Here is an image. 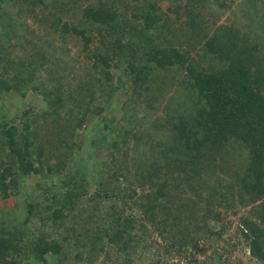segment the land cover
<instances>
[{"label": "trees", "instance_id": "16d2710c", "mask_svg": "<svg viewBox=\"0 0 264 264\" xmlns=\"http://www.w3.org/2000/svg\"><path fill=\"white\" fill-rule=\"evenodd\" d=\"M76 1L54 0L53 5H56H52L53 11L47 9L49 12L41 21L44 25L58 29L61 34L71 32L81 44V49L77 52L80 61L91 62L90 66L82 65L86 73L78 74L74 77V83H69L64 88L67 95L72 93L81 100L76 105L78 110L74 113L68 112L69 114L61 121L35 113L30 118L31 110L34 109L31 105L22 106L14 117H2L3 113H1L0 199L16 198L19 201V209L18 214L13 215L8 212L9 219H2L0 254L11 249L10 252L16 250L15 254L22 256L25 253L23 250L28 248L30 261L40 260L41 264H49L47 255L58 260L61 257L65 259V243L72 233L70 230L74 228L72 215L76 213L78 205L84 201L92 204L96 210L94 215L98 216L97 220L103 222L100 229L106 240L100 243V247L95 246L96 244L89 246L81 244L85 248V254H75L76 259L80 260L78 264H91L102 251L107 258H112L109 250L116 242L120 244L116 249L126 252L130 244L134 247L138 242L137 239L152 232H156L160 240L155 252L157 256L150 259L149 264H161L162 256L177 258L179 261L177 264H181L182 258L192 264H215L213 251L204 255L202 260L197 257L199 254H205L206 248L201 245L198 235L186 234L187 229L183 223H189L192 216H185L181 212L183 207H187V203L183 201L186 198L182 195L186 193L193 195L191 200L193 205H188V208L193 209L192 212L197 218L194 223L195 229L201 226L200 220L206 228L220 229L219 216L212 214L208 217V213L222 200L225 201L227 198L225 193L235 186L233 191L243 194L241 196L243 205L250 206L247 215L239 218L237 235L245 242L248 256L259 264H264V26L260 27L261 36H258V32L252 35L247 32V38H254L257 34L263 42L257 40L256 44L250 43L244 48L239 45L238 32L235 29L221 27L222 39L214 34L209 36L207 32H202L207 28L201 26L204 20L200 7L205 9L206 6L219 7L224 4L221 0H142L141 7L136 8L146 9L144 13H140L144 27H151L159 19V16L150 12L152 9H147L149 4L151 8L163 5L166 9H174L172 11L181 21L182 27L178 31L169 25L166 29L167 33L159 32L158 44L138 54L137 60L134 54L129 52L131 49L135 53L134 36L129 38L130 41H123L125 38L123 32L129 28L127 26L129 21L125 17L120 18L121 13L115 9L119 4L106 0L104 5V2L97 0V5L85 6L79 13L74 9ZM244 1H247L249 9L259 10L262 7L261 14L264 17V0ZM12 2L23 1L0 0V43L3 46L7 44L20 46L17 36L13 33L15 29L14 24L11 23L13 18L6 15L3 6L4 3ZM19 6L20 14L27 10L25 5L19 4ZM196 7H199L198 10H195ZM134 13L132 15L137 16ZM62 17L68 19L61 20ZM94 29L98 36L109 38L108 48L103 53L88 47L90 35H96ZM98 29H101V32ZM136 37L140 38V35ZM197 37L203 41L197 58L186 51L182 53L176 42L171 41L182 38L185 42L191 40L188 44L192 45L193 41L198 42ZM225 37L227 43L224 42ZM44 42L47 43V40ZM2 45H0V91L11 90L17 96H23L25 80L26 78L31 80L35 72L34 61L37 62L38 68L54 75L59 81L57 72L66 69L65 66H61L62 62L66 63L63 56L55 57V53L46 54L42 49L31 52V61L20 62L24 66L22 73L25 75L16 73L9 79H4L3 71L10 69L13 63L7 53H2ZM33 46L40 48V45L33 44ZM220 60L222 65L218 63V67H215V62ZM110 61L126 62L131 95V100L129 98L126 103L132 101L152 109L158 107V96L168 90L163 87L161 90L158 89L157 93L158 76L173 73L166 85L174 87L175 93L171 94L168 100V105L172 103L170 108L174 111L169 108L162 118L161 125L167 131L168 137L160 142L153 138L149 143V151L155 152L159 161L156 159L151 161L148 166L149 171L145 168L140 173L137 171L139 181H142L141 193L126 189L127 192L121 194L123 186L119 189L110 188L112 177L114 184L117 180L118 186L120 174L119 169L114 168L112 163H110L111 168L104 165V169L90 170L92 162L95 161L92 153L95 147L107 146L117 149L118 144L128 139L126 132L122 131L110 145H107L105 137L94 140L87 139L89 136L84 134L86 131L87 134L93 132L94 128L100 125L110 131L115 130L110 124V118L105 115L114 92L119 88V82L112 81L113 75L117 76V71L108 70ZM41 83L38 82L35 88H39ZM58 84L61 85V82ZM58 93L51 94H55V103L60 104L61 95ZM88 96L89 102L91 98L97 96L100 98V103L86 105L83 102ZM152 102H155L154 106ZM122 107L126 118V106ZM87 114L94 117L91 130L81 129ZM38 119L45 128V136L40 134L43 133L42 131L36 129ZM123 127L121 126L122 130ZM116 128L117 132H121L120 128ZM79 130L83 131V134L80 133L82 146L76 148L73 141ZM138 132L135 130L132 135L139 134ZM228 139H233L243 146L248 155L245 171L236 182H233L236 183L234 186L229 182L224 183L223 179L220 180L214 168L216 158L225 155L227 152H221L226 148L229 149L228 145L221 146ZM71 148L75 153L82 152L79 155L83 158L85 156V160L88 159L87 164L76 155L77 169L76 166L72 168L73 163L69 164L71 168L67 167L69 158L73 157ZM203 161L209 164L211 172L208 173L212 175L210 180L215 191L222 194L219 199L217 197L211 199L213 193L206 190L204 180L201 178L204 173L201 174L195 167ZM144 163L145 160L142 159V163L137 164V168H142L141 165ZM93 172L96 173L92 181L94 189L89 192L87 176ZM33 175L40 176L42 181L31 186L27 178ZM52 178L56 179L54 184L50 182ZM39 187H42L41 191H38ZM126 187L127 185L124 189ZM233 191L229 194L232 195ZM245 195L247 200L243 198ZM178 198L182 201L176 203ZM258 200L260 202L256 203ZM101 201L107 202L101 210L103 212L99 213ZM200 202L205 203L203 208L199 205ZM132 203L136 209L132 207ZM127 207L130 211L125 213ZM175 209L177 212L171 215L170 210ZM64 217L71 219L70 226L66 228V233H62L64 229L61 231L59 239H46L41 231L29 230L32 223L38 222L43 227L51 223L54 226ZM237 235L234 236L235 242H231L233 248L237 246ZM218 254L221 257V253ZM9 263L15 264L14 259L6 262ZM57 264L62 263L58 261ZM163 264L170 263H166L164 259ZM216 264L222 263L218 261Z\"/></svg>", "mask_w": 264, "mask_h": 264}, {"label": "rangeland", "instance_id": "374dc122", "mask_svg": "<svg viewBox=\"0 0 264 264\" xmlns=\"http://www.w3.org/2000/svg\"><path fill=\"white\" fill-rule=\"evenodd\" d=\"M16 1L18 2L19 0ZM22 1L23 2L18 3L21 6L25 5L27 9L25 12L23 11L24 13L22 14L18 12L20 10V6L18 3L12 2L3 4L6 15H9L13 18L11 21V23L15 26L13 33H15V35L17 36V41H19L20 46L16 44H7L6 46H3L0 43V45H2L3 47L2 53H7L9 58L12 59L11 61L13 63L10 69L8 68L6 71H3L2 77L4 79H9L16 73L19 75H25V73H22L24 66H22L20 62L31 61V52L37 50L40 51L42 49V51H44L46 54L53 52L55 53V57L63 56L66 63L62 62L61 66H65L66 69L57 72L60 77L59 81L58 78H54V75H50L45 70L38 68L37 62L34 61L33 67H35V72L34 74H32L31 80L26 78L25 86L23 85V96H17L11 90L0 91V117L1 113H3L2 117L7 118L17 116L16 114L22 108V106L31 105V107H33L34 109L31 110L30 118L35 113L36 115L42 114L47 118L58 119L59 121L64 120V117H66L70 113V111L74 113L75 110H78L76 108V105L79 101L81 102V100L76 98V96H74L72 93L71 95H67L64 91V88L69 83H74V77L78 76V74L83 75L84 73H86L82 65L90 66L91 62L86 61L87 63H85L84 61H80V57L77 56V52L79 49H81V44L79 39L76 38L71 32H65L64 34H61L58 29L55 30L53 27L51 28L48 25H44L42 23L43 21L41 20H43V18H46L47 13L49 11H53L52 7L56 5H53L54 0H41V3L37 2L40 0ZM99 1L104 2V5H106V0ZM112 1L117 3V5L119 4L115 9L116 11H118V13H121L120 18L125 17L127 18V21H129V23H127V26L130 29L128 28L127 31L123 32L125 34V38L123 41L127 42V40H129L132 35L134 36L133 39L136 40H134L135 42H133V44H135L133 51H135V53L132 52L131 49L129 52L133 53L134 57L137 60L139 59V57L137 56L138 54H142V51H145L150 47L152 48L155 44H158L159 37L157 38V34L159 32L167 33L168 30L166 29H168L169 25H172L173 29H176L178 31L181 30V21H179V18L176 17L174 11H172L174 9H166V7L163 5H158L159 7L154 6L153 8H151V4H149L147 9H152V11L150 12H153L154 15L156 14L157 16H159V19H157V21H155L151 27L146 28L144 27L140 18V13H144L146 9L136 8L141 7L140 5L142 3V0ZM221 1L224 4L220 5L219 7L206 6V9L204 7H200V11L202 10L204 20L201 26L207 28L202 30V32H207L209 36L214 34L218 38L222 39L223 33L220 30L221 27H226L227 29L230 28L237 30L239 45L244 46V48H247V44H256L257 40L262 43V38L258 37L262 34L259 33L260 27L264 26V19H262L264 17L262 16L263 14H261L263 13L261 11L262 7L259 10H252V8H247V1L244 0ZM89 5H97V0H77L74 9L76 12L81 13V9ZM198 8L199 7H196L195 10H198ZM47 9H49L48 12ZM133 12H135L134 14H136L137 16H133ZM49 16L50 15L48 14V18ZM65 18L68 19L67 17H62L61 20ZM80 25H82L81 21ZM98 30H100L101 32V29ZM93 32L96 35H90V42L88 43V47L89 49H96V51H98L99 53H103L108 48L109 38L98 36L96 29H94ZM247 32L251 35L254 32H258V36L256 34V37H250L249 39L247 38ZM137 35H140V38L136 37ZM224 39H226V41L224 42L227 43V38L225 37ZM44 40H47V43H45ZM171 41L176 42L174 43L177 45V47L180 48L182 53L186 51L189 54L191 53L195 55L196 58L197 54H199V52L201 51L203 44V41L199 40V38L198 42L195 43L193 41L192 45L188 44L191 40L185 42L182 38L173 39ZM33 44L40 45V48L37 49L33 46ZM122 61H120L121 63H118V61H110V66L108 68L110 72L116 70L117 76L119 75L118 77L113 75L114 78L112 81L119 82V88H116L117 90L116 92H114L111 98V104L106 108L105 112V115L110 118V124L115 127V130L110 131L108 128L102 127V125H100L99 127L94 128L93 132L87 134L86 131L84 132V134L89 136L87 137V139L93 138L94 140H100L101 138L105 137V143L107 145H110L111 141H113L115 137L119 136L122 131L126 132L128 139H125L120 144H118L117 149L110 147L107 148V146L95 147V150L92 152L94 154L95 161L92 162V169L90 170L94 171L104 169V165H108V167L111 168L110 163H112L114 165V168L119 169L120 174L118 176V186L117 180L114 184V177H112L113 180L111 181L110 188L119 189L123 186L121 194L126 193V189H130V192L135 191L136 193H141L140 187L142 185V181H139L138 173L144 170L143 168H145L146 171H149L148 166L151 161H155V159L156 161H159V159H157L158 157L156 156V153H152L151 151H149V143L153 138H155L157 142H160L163 139L166 140V137H168L167 131L163 127H161V125L163 123L162 118L165 117L166 112L170 107H172V103H169L168 105V100L171 97V94L175 93L173 92L174 87L171 85H169L168 87L166 84L173 73H170L169 75L158 76L156 80L157 93L159 92L158 89L161 90L163 87L168 88L167 91L163 92L164 94H160V96H158V107L154 109H152L151 107H143L139 104H135L132 101L131 103H126V101L131 97V95L129 94L130 77L127 72L128 70L126 62ZM215 63V67H218V63L222 65L221 60L219 62L216 61ZM116 64L118 66H115ZM171 80L173 79L171 78ZM38 82L42 83L39 84V88L36 89L35 86ZM58 82H61V85H59ZM76 90L78 91V89ZM53 92H59L58 95H61L59 102L60 104L55 103V94H51ZM94 97L95 98H91L89 102L90 98L88 96L83 103H85L86 105L87 103H89L88 105H92L95 103L99 104L100 98L97 96ZM152 104L154 106L155 102H152ZM122 106H126V118H124ZM129 107L132 108L128 109ZM33 110L35 111L33 112ZM170 110L174 111L173 108H170ZM93 121V115H85V119L82 123L81 129L91 130L93 128L91 127ZM121 126H124L123 130L121 129ZM116 127H118V129L120 128L119 131L121 132H117L118 130ZM36 129L38 131H42L43 133H39L45 136V128L42 127V125L39 123V119L36 122ZM135 130L139 131V134L136 133L133 136L132 134L133 132H135ZM81 131L82 130H79L77 132V136H75V139L73 141L76 148L82 146V136L80 133L83 134V131ZM227 145L229 149L226 148L221 152L227 153L225 155H222L223 157L219 155L218 158H216V164L214 168L215 173L218 175V178L220 180L223 179L222 181L224 183L229 182V184H233L234 186L236 185V183L233 182H236L245 171L248 161V155L244 147L236 143L233 139L226 140L221 146L227 147ZM71 150L73 151V157L69 158L70 160L67 162V167H70L69 164L73 163L72 168H75L76 166L77 169L76 155L83 161L84 164H87L88 159L85 160V156L83 158L79 155V153L81 154L82 152L75 153L72 148ZM142 159L145 160V165L142 164V168H137V164L142 163ZM195 167H197V170L201 174L204 173L201 178L204 180V187L206 188V190L213 193L211 199L214 200L216 197L217 199H219V196L222 197V194H219L221 192L217 193L215 191L213 183L210 180V178L212 179V175H209L208 173L211 172V169H209V164L203 161L202 164L199 163L197 164V166L195 165ZM95 174L96 173L93 172L88 174L87 176V189L89 192L94 189L92 181ZM27 180L31 183V186H34L42 181L40 179V176L38 175L28 177ZM55 181V178H52V180H50L52 184H54ZM126 185L127 187L124 189ZM218 187L219 186H217V188ZM41 188L42 187H39L38 191H41ZM234 189L235 186L231 191L226 192V200H222L221 203H218V206H214L208 213V217H210L212 214L217 217L219 216L220 220H218V224L220 229L212 227L206 228L204 227L205 225L201 224L202 220L199 221V224L201 226L197 225L199 227L195 229L194 223H196L197 218H195V214L194 212H192L193 209L188 208V205L192 204L191 200H193V195L189 193L183 194L182 197L186 198L183 201L187 203V207L179 209H181L183 215L192 216V219L189 220V223H183V225L187 229L186 234H188L189 236H192L194 234L198 235V237L201 239V245L206 248L205 254L197 255L198 259L202 260L204 255L206 256L213 251V263L215 264L218 263V261H220L222 264H259L257 261L248 256V250L246 248L247 246L245 242H243L242 239H240L237 235L239 218L242 215H247V211L249 210L250 206L243 205V202H241V196H243V194H238L237 192L235 193ZM232 191L233 193L232 195H230L229 193ZM137 197L135 196V198ZM243 198L247 200L246 195ZM181 201L182 200L178 198L176 200V203ZM101 202L102 203H100L99 206V213L103 212L101 210L105 207L104 204H106L107 201ZM259 202L260 200H258L256 203ZM199 205L201 206V208H203L205 206V203L200 202ZM18 207L19 201L14 197L0 199V224L3 223L2 219H9L8 212L13 215L18 214ZM132 207L136 209V207H134V203H132ZM129 211L130 209L128 207L125 208V213H128ZM176 212L177 209L170 210L171 215ZM95 213L96 210L90 203L83 201L78 205L76 213H73L72 215L74 228H72L73 230H70L72 233H70L69 239L65 243L66 258L64 259L61 257V255H59V257L61 258L58 260L54 259L51 255H47L49 264H57L58 261H60L62 264H78L80 260L78 261L76 259L75 254H85V248L84 246L82 247L81 244H85V246L96 244L95 246L100 247V243L105 242L106 237L102 235V230L100 229V226H102L103 222L97 220L98 216H95ZM251 213L254 214L252 211ZM70 221V218L64 217L62 221L57 222L54 226H52L51 223H47L44 227L41 226L38 222H35L30 225L29 230L34 232H36V230L38 232L41 231V233L45 234L46 239H59V236L61 235L60 233L63 229V234L67 232L66 228L70 226ZM236 235L238 237L237 246L233 248L231 242H235L234 236L236 237ZM158 236L159 235L156 232L144 234L142 238L137 239L138 242L136 243V245H134V247L132 246V244H130L126 249V252L118 251L116 248L117 246H120V244L116 242L111 246L112 249L109 250V255H111L112 258H107L104 251H102L97 255L98 258H96V260H94L91 264H149V260L154 259L157 256L155 252L160 240V237ZM131 247H133L134 249L132 248V250ZM10 250L11 249L3 252V254H0V264H6V262L8 263L12 258L14 259L15 264H41L40 260H29L30 257L27 252L28 248H25L23 250L25 251V253H23L22 256H17L15 254L16 250L12 252H10ZM218 253H221V257ZM106 258L108 260H106ZM161 259H163L161 261V264H163L164 259H166V263L170 264H177L179 262L177 258L171 256H167L166 258H163L162 256ZM180 263L192 264V262H187L183 258L180 260Z\"/></svg>", "mask_w": 264, "mask_h": 264}]
</instances>
